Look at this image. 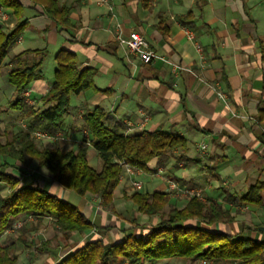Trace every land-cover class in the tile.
<instances>
[{
  "label": "crops",
  "instance_id": "0c3cea01",
  "mask_svg": "<svg viewBox=\"0 0 264 264\" xmlns=\"http://www.w3.org/2000/svg\"><path fill=\"white\" fill-rule=\"evenodd\" d=\"M59 2L71 8L67 28L40 8H24L28 24L11 47L0 75V118L15 114L14 118L25 119L8 105L17 96L7 83L15 55L26 49L49 50L26 96L29 104L41 110L47 107L42 97L54 82L55 55L61 48L70 49L80 68L96 69V88L72 94L59 135L44 137L40 146L77 150L84 144V115L96 106L106 111L110 128L127 135L144 130L178 133L187 139V151L174 149L153 158L148 171L138 169L142 192L170 193V205L181 208L189 196L169 190V185L195 189L205 202L229 211L231 219L216 223V230L264 240V190L261 204L240 201L251 186L264 182V0H151L148 6L142 0ZM189 11L192 23L184 25L178 17ZM2 12L4 22L12 27L16 22L12 10L2 8ZM161 18L167 22L160 23ZM132 30L147 39L158 57L144 63L129 51L121 39H127ZM87 159L96 170L102 168L97 150L89 143ZM40 169L45 178L33 175L38 182L24 180L18 168L12 173L22 183L40 186L68 201L94 224L89 232H71L63 245L52 244L45 253L55 257L48 264L89 240L102 236L114 244L122 240L125 230L146 232V227L160 220L159 214L142 213L127 198L136 191L128 173L120 179L113 206H107L99 195H78L54 180L45 167ZM54 219L41 220L42 231L48 233L44 240L51 243L59 232ZM163 260L187 262L183 257Z\"/></svg>",
  "mask_w": 264,
  "mask_h": 264
},
{
  "label": "trees",
  "instance_id": "16d2710c",
  "mask_svg": "<svg viewBox=\"0 0 264 264\" xmlns=\"http://www.w3.org/2000/svg\"><path fill=\"white\" fill-rule=\"evenodd\" d=\"M150 1L142 0V3L148 6ZM26 7L42 9L64 28L71 26V8L59 0H0V9L10 8L12 17L16 19L9 28L5 20L0 19V75L11 47L28 24V19L23 17ZM178 18L182 24L190 25L193 12ZM162 22L166 23L167 19L161 18ZM48 53L46 47L26 49L11 59L7 70L8 80L17 93L16 98L9 101V108L21 111L27 123L5 142L0 138V157L3 158L0 162V182L9 186V193H0V238L22 217L23 220L29 217L35 219L37 224L32 227L35 229H38L42 218L54 217L55 225L65 238L73 231L89 232L94 229L93 222L76 206L40 186L22 183L20 177L12 173L14 168L19 169L15 162L25 163L28 157L36 159L38 166L45 167L51 177L65 188L81 196L87 192L95 193L99 195L101 204L113 206L115 190L123 172L119 161L146 172L153 158L163 157L174 149L183 152L188 149L187 139L175 132L144 130L127 135L112 129L105 122L106 111L101 106L85 113L83 129L87 136L77 150L39 146L33 132L42 130L56 136L70 111L72 94L96 88V69L80 68L76 53L61 48L55 55L54 82L42 97L47 107L40 110L27 103L22 93L40 74ZM261 62L264 88V47ZM1 123L0 118V128ZM88 143L98 152L102 161L100 170L88 162ZM263 190L264 182H258L240 197V201L261 204ZM127 198L140 212L149 216L159 214L160 220L146 227V232L125 230L122 240L114 244L106 242L102 236L89 240L53 264H152L175 257L187 258L190 264L198 261L202 264H264V240L215 229L216 223L231 219L229 211L217 203L205 202L194 195L189 197L185 206L173 207L170 205V193L161 191H135ZM30 230L27 227L22 229L19 237L22 242L27 243L26 233ZM15 249L16 243L3 244L0 241V264H17ZM36 249L49 251L51 241H40Z\"/></svg>",
  "mask_w": 264,
  "mask_h": 264
},
{
  "label": "rangeland",
  "instance_id": "374dc122",
  "mask_svg": "<svg viewBox=\"0 0 264 264\" xmlns=\"http://www.w3.org/2000/svg\"><path fill=\"white\" fill-rule=\"evenodd\" d=\"M7 20V19H5ZM9 28V26H7ZM7 83L9 84L10 87H12V89L15 91L14 86L9 82V80H7ZM8 93V91H7ZM25 101L27 99V97H24ZM27 103H29L27 101ZM7 110V109H6ZM3 112V111H2ZM0 111V113H2ZM6 114V113H4ZM15 114H12V116H7L5 115L4 117H2V123H1V128H0V138L3 142H5V140L9 137H11V135L16 132L20 127H26L24 125H26L27 121L25 119H21V115L17 116L16 118ZM12 119V120H10ZM10 120V121H9ZM34 139L36 141V143L39 145L41 142V139H43L44 137L40 138L37 137L33 134ZM47 137V136H45ZM40 146V145H39ZM2 157H0V162L2 161ZM9 160H12L11 158H8ZM15 162V161H14ZM17 163V162H15ZM20 163V162H19ZM19 173L23 176H25L23 179L25 180H30L31 182H38L35 181V177L37 176L39 177V179L44 180L45 178V172H42L40 167L37 164V160L28 157L25 163H20L19 164ZM18 173V172H17ZM18 173V174H19ZM34 175V176H33ZM33 176V177H32ZM0 193L5 195L7 193H9V186L8 184L4 183V182H0ZM25 219V217H24ZM21 220H23V217L21 218ZM37 224L36 220L29 217L28 220H23L21 221V226L17 227V228H11L8 229L0 238V241L3 244H10V243H16V249H15V253L18 255V261L17 264H48L49 262L53 261V258L55 256H50L45 252H41L38 249H36V245L38 243H40V241L44 240L45 237L48 236V233L45 231H42L41 229V221L39 223L38 229L32 228ZM24 227L30 228L31 230L29 232L26 233L27 236V243H24L20 240V235L22 233V229ZM56 237L57 239L51 243L56 245V241H58L60 244H64L65 243V238L62 233L58 232L56 230ZM52 239V238H50ZM51 241V240H50ZM59 246V245H58ZM55 254V253H52ZM178 261L181 260H162L157 264H180L178 263ZM186 260H183V264L187 263L190 264L191 261L189 259H187V262H185ZM203 262H196L195 264H202ZM155 264V263H154ZM194 264V263H193Z\"/></svg>",
  "mask_w": 264,
  "mask_h": 264
},
{
  "label": "built area",
  "instance_id": "2783aa9c",
  "mask_svg": "<svg viewBox=\"0 0 264 264\" xmlns=\"http://www.w3.org/2000/svg\"><path fill=\"white\" fill-rule=\"evenodd\" d=\"M5 16L3 15L2 9H0V19L4 20ZM122 42H125L127 44V47L129 51L133 54H136L141 61L144 63H149L151 62L154 58L158 57L156 52L150 47L149 42L147 39L138 31L132 30L129 33V37L127 39H121ZM22 95L24 97L29 95L28 89L25 90ZM27 101L30 103V100L27 99ZM26 126V125H24ZM33 134L37 137H45V136H50L46 132L42 130H35ZM85 136H87V132H84ZM56 135H59L57 133ZM202 150L206 149L205 145L200 146ZM119 163L123 166V172L121 174V178L123 177L124 173H128L130 177H132V186L136 191L142 192L144 191V183L142 180L138 178V169L132 167L128 163H125L123 161H119ZM169 190L176 191L178 193H183L184 195H187L189 197L198 195V191L195 189H189L187 187H179L176 183H171L168 187ZM21 221L22 220H17L14 224V227L17 228L21 226Z\"/></svg>",
  "mask_w": 264,
  "mask_h": 264
}]
</instances>
